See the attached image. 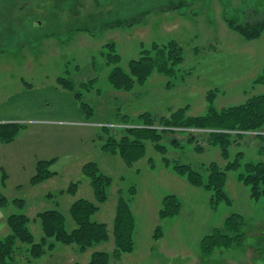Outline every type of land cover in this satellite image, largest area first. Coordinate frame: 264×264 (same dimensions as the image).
Returning <instances> with one entry per match:
<instances>
[{"label":"rangeland","instance_id":"374dc122","mask_svg":"<svg viewBox=\"0 0 264 264\" xmlns=\"http://www.w3.org/2000/svg\"><path fill=\"white\" fill-rule=\"evenodd\" d=\"M261 15L264 0H0V36H4L0 39V119L6 112H21L27 107L21 100L30 97L50 106L49 98L56 99L52 92L59 77L73 80L77 90L80 83L97 78L93 85L79 89L92 108L87 118L64 120V125H57L59 121H22L27 127L16 140L0 143V191L9 200L7 206L0 207V239L9 234L7 218L14 213L28 214L33 220L39 213L58 210L65 216L67 230L72 231L71 205L79 199L94 200L82 167L96 162L114 180L109 200L94 217L107 223L110 241L85 254L75 246L59 244L34 264H89L93 251H112L120 195L129 201L134 215L135 249L111 264H264V196L253 199L250 187L238 180L246 163L264 162V137L245 136L236 141L228 161L219 147L203 138L192 143L176 135L174 141H182L167 146L166 156L150 145L147 156L132 167L120 156L104 151L101 137L119 129L123 118L135 120L146 112L169 116L184 109L189 117L205 115L211 93L218 111L264 94V85L255 83L264 72V34L248 41L228 24V20L255 21ZM118 18L134 23L103 30L106 22ZM171 41L182 46L185 58L173 75L155 71L131 92L109 83L112 67L104 56L108 43L116 44L120 66L127 71L129 61L145 50ZM76 104L75 110L81 112L77 100ZM67 109L73 113L68 100ZM238 153H243L242 168L228 172L225 188L231 205L221 203L213 208L212 193L192 186L173 170L174 163L190 164L206 178L210 163L224 169ZM54 158L49 168L54 177L42 185H31L36 162ZM4 171L8 175L5 184L1 182ZM73 182H79L77 194L64 193ZM168 195L179 198L182 210L162 218ZM14 199L25 200V207L20 208ZM232 213L245 217L244 246L201 255V240ZM158 227L163 235L154 238ZM31 230L39 241L43 236L40 222H32ZM18 261L25 264L21 253Z\"/></svg>","mask_w":264,"mask_h":264},{"label":"trees","instance_id":"16d2710c","mask_svg":"<svg viewBox=\"0 0 264 264\" xmlns=\"http://www.w3.org/2000/svg\"><path fill=\"white\" fill-rule=\"evenodd\" d=\"M137 22L139 17H137ZM130 19L118 18L109 20L104 24L103 30L133 25ZM229 27L242 35L246 40L259 39L264 34V15L255 21L238 22L228 20ZM4 32V31H2ZM4 37L3 35H1ZM0 36V39L2 38ZM158 51L157 54L152 55ZM138 59H132L125 71L121 66L122 58L117 52V46L110 42L105 46L104 56L112 71L108 76L109 83L117 90L131 92L137 84H144L155 71L161 74L173 75L177 67L184 61L182 46L176 41H171L164 46L154 45L152 50H145ZM97 78L83 82L77 90L73 80L67 77H59L57 85L67 91L75 93L76 100L80 103L83 117H88L90 104L83 100L79 89L93 85ZM256 84L264 85V72L256 80ZM31 88L30 84L25 83ZM214 95L209 96V112L202 116L189 117L186 110L181 109L172 112L169 116L142 113L137 119L123 118L122 125L115 129L114 133L101 135L105 140L102 149L114 156H120L123 162L132 167L135 163L147 156L150 145L163 156L168 153L167 146H177L182 140H176V135L185 136L192 143H197L199 137L206 140L209 145L221 149L224 159L230 160V148L236 141L249 138L264 137V94L254 96L245 103L217 110L214 107ZM23 122H0V143L14 142L19 133L26 129ZM107 130V128H104ZM190 130H200L197 134ZM250 132L257 134H252ZM198 151L202 148L196 146ZM243 153H238L234 161L221 168L216 162H212L206 168L207 177L190 164H173L174 172L185 178L189 184L196 188L212 193L211 203L217 208L221 203L232 204V200L225 191L228 172L239 171L242 168L241 159ZM56 160H38L36 162V174L31 178L33 186H39L54 177L50 171V165ZM167 166L171 165L168 158H164ZM83 175L89 180L93 190L94 200L79 199L70 207V216L75 223L72 231L66 228V219L61 211L49 210L39 213L33 220L25 213H14L8 216L7 224L10 229L8 235L0 239V264H23L18 261V254L25 257V264H34L37 260L51 254L57 245L75 246L79 252L85 254L90 249L111 239L107 223L94 219L100 211L101 205L109 200V189L113 185V177L104 173L96 162H88L82 167ZM8 180L4 171L1 182ZM238 180L251 189V197L260 199L264 196V162H248L244 171L239 173ZM79 190V182L62 190L73 196ZM13 202L20 208L26 205L23 199H14ZM9 200L0 191V207H5ZM182 210V203L176 195H168L164 198L160 212L162 218L178 215ZM40 222L43 236L37 241L31 230L32 222ZM245 217L240 213L229 215L221 226L216 227L206 235L200 244V252L204 257L212 256L221 250H230L244 246L247 235L244 232ZM135 219L129 201L122 195L119 196L117 211L113 226L114 248L112 251H93L89 264H111L119 261L124 254L132 253L135 249ZM163 235L161 227L156 229L154 238Z\"/></svg>","mask_w":264,"mask_h":264},{"label":"crops","instance_id":"0c3cea01","mask_svg":"<svg viewBox=\"0 0 264 264\" xmlns=\"http://www.w3.org/2000/svg\"><path fill=\"white\" fill-rule=\"evenodd\" d=\"M83 83V82H82ZM81 84V83H80ZM79 84V85H80ZM53 95L56 96V99H50V106L48 103L46 104L44 101L34 98V102L31 101V97L28 100H21V105L27 107H23L21 112H6L4 115V121H59L56 122L57 125H62V121L65 124V121L68 120L81 122L83 120V115L77 109L74 108V104H76L75 93L67 91L57 85L54 87ZM67 100L72 103L73 113L70 114L67 109ZM65 120V121H64ZM63 124V125H64Z\"/></svg>","mask_w":264,"mask_h":264},{"label":"built area","instance_id":"2783aa9c","mask_svg":"<svg viewBox=\"0 0 264 264\" xmlns=\"http://www.w3.org/2000/svg\"><path fill=\"white\" fill-rule=\"evenodd\" d=\"M0 122H6V121H0ZM61 124H64L63 122ZM190 131H195V132H199L200 130H190ZM250 134H257V133H254V132H250Z\"/></svg>","mask_w":264,"mask_h":264}]
</instances>
